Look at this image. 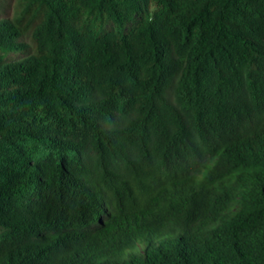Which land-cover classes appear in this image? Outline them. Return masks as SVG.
Wrapping results in <instances>:
<instances>
[{
	"label": "trees",
	"instance_id": "16d2710c",
	"mask_svg": "<svg viewBox=\"0 0 264 264\" xmlns=\"http://www.w3.org/2000/svg\"><path fill=\"white\" fill-rule=\"evenodd\" d=\"M0 229V264H264V0L0 15Z\"/></svg>",
	"mask_w": 264,
	"mask_h": 264
},
{
	"label": "rangeland",
	"instance_id": "374dc122",
	"mask_svg": "<svg viewBox=\"0 0 264 264\" xmlns=\"http://www.w3.org/2000/svg\"><path fill=\"white\" fill-rule=\"evenodd\" d=\"M2 1L4 3V7L0 10V15L2 17L13 15L16 8L18 7L19 0H2ZM21 57H23L22 53H14L9 56V59L16 60Z\"/></svg>",
	"mask_w": 264,
	"mask_h": 264
}]
</instances>
